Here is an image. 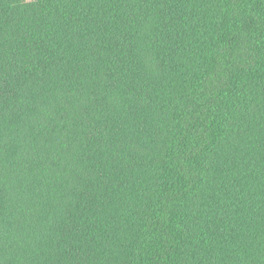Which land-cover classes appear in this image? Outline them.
<instances>
[{
	"label": "trees",
	"instance_id": "1",
	"mask_svg": "<svg viewBox=\"0 0 264 264\" xmlns=\"http://www.w3.org/2000/svg\"><path fill=\"white\" fill-rule=\"evenodd\" d=\"M0 264H264V0H0Z\"/></svg>",
	"mask_w": 264,
	"mask_h": 264
}]
</instances>
